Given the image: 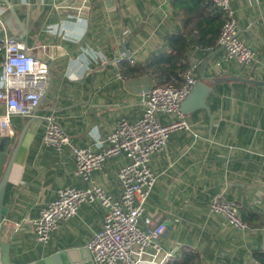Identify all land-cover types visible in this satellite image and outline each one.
Returning <instances> with one entry per match:
<instances>
[{"label":"crops","instance_id":"0c3cea01","mask_svg":"<svg viewBox=\"0 0 264 264\" xmlns=\"http://www.w3.org/2000/svg\"><path fill=\"white\" fill-rule=\"evenodd\" d=\"M185 1L0 0V43L5 38L23 42L27 54L49 69L39 106L28 118L12 117L14 133L5 148L4 165L27 127L6 186L7 216L0 225L14 264L86 248L103 226L104 210L83 204L46 246L35 243L31 222L40 208L62 188L86 187L74 174L68 148L59 153L42 146L43 118L55 116L71 144L98 151L120 118L140 119L144 92L165 84L178 87L191 70L194 86L201 82L208 88L205 108L179 109L193 132H172L165 149L150 158L157 182L140 227L150 231L163 225L164 230L158 237L162 252L155 258L149 252L142 260L259 264L255 255L264 253V0L230 1L238 35L256 54L249 66L222 61L216 44L220 13L204 7L207 0H194V6L191 0L188 7ZM180 38L185 45L181 64L187 68L181 80L169 76L161 84L164 79L151 70L129 73L169 55ZM3 84L0 66V89ZM126 163L124 156L110 158L91 174V181L118 196L117 174ZM214 198L235 204L244 230L232 228L219 215L209 216Z\"/></svg>","mask_w":264,"mask_h":264},{"label":"built area","instance_id":"2783aa9c","mask_svg":"<svg viewBox=\"0 0 264 264\" xmlns=\"http://www.w3.org/2000/svg\"><path fill=\"white\" fill-rule=\"evenodd\" d=\"M208 1L223 18L216 43L222 51V61H233L239 66L251 65L256 54L238 35L231 0ZM116 63L119 64L120 59ZM0 66L4 81L0 89V104L4 108L0 115V139H4L13 136L12 117L28 118L39 106L49 69L44 61L27 54L23 42L10 38L0 43ZM195 83L191 70L178 87L165 84L144 92L140 119L131 123L120 118L114 130L100 141L98 151L71 144L55 116L43 118L42 146L59 153L68 148L74 162V174L86 187L62 188L53 201L40 208L38 217L31 222L36 244L46 246L52 233L62 222L76 216L81 205L98 204L104 210L103 226L86 244L92 264H144L142 259L146 254L151 252L155 258L162 252L158 237L164 226L158 225L150 231L140 227L146 201L157 182L149 162L153 154L165 149L172 132H193L178 106ZM162 116L171 118V121L163 123ZM116 156H124L127 163L118 171L120 192L114 197L92 182L91 174L100 171L107 160ZM208 214L221 216L236 230L245 229L237 207L231 202L212 199ZM169 257L167 255L164 260Z\"/></svg>","mask_w":264,"mask_h":264},{"label":"water","instance_id":"95a60500","mask_svg":"<svg viewBox=\"0 0 264 264\" xmlns=\"http://www.w3.org/2000/svg\"><path fill=\"white\" fill-rule=\"evenodd\" d=\"M207 93L208 88L201 82L198 83L194 86L191 93L181 100L179 109L183 113H187L185 111H189L192 105L195 109L205 108ZM26 128L27 127H24L19 133L16 144L12 147L5 165V148L9 147L10 140L8 138L0 139V225L5 221L7 216V208L3 203L4 194ZM0 264H14L11 259V243L3 239L2 234H0ZM26 264H92V262L88 250L86 248H80L57 251L37 261Z\"/></svg>","mask_w":264,"mask_h":264},{"label":"trees","instance_id":"16d2710c","mask_svg":"<svg viewBox=\"0 0 264 264\" xmlns=\"http://www.w3.org/2000/svg\"><path fill=\"white\" fill-rule=\"evenodd\" d=\"M191 0H186L184 3L185 7L189 6V2ZM206 5V6H205ZM192 6H194V0L192 2ZM203 6L206 7L208 10H211L212 6L208 0L207 2H203ZM213 7V6H212ZM194 9L190 8L189 12H193ZM216 19L218 20V31L220 29V26L222 25V19L220 17V14L216 15ZM180 43L175 49H173L169 55L160 57L156 60H152L151 63H149L146 67L140 70H132L129 73L131 75L135 74H141V73H146L147 71L151 70L155 75H158L159 77H162L164 80L161 82V84H164L166 81L169 80V76H172L175 78V80H181L182 74L186 71V66L181 64V61L183 59V56L185 54V51L182 50L181 48L184 47V38H180L179 42ZM177 43V44H178ZM180 76V77H179ZM255 260L259 264H264V253H257L255 255Z\"/></svg>","mask_w":264,"mask_h":264}]
</instances>
